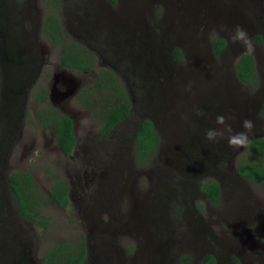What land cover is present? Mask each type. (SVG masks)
<instances>
[{
  "label": "rangeland",
  "instance_id": "obj_1",
  "mask_svg": "<svg viewBox=\"0 0 264 264\" xmlns=\"http://www.w3.org/2000/svg\"><path fill=\"white\" fill-rule=\"evenodd\" d=\"M44 3L41 16L50 11ZM94 3L104 12H95ZM55 13L66 37L95 48L90 47L96 53L91 69L63 68L75 87L89 85L98 67L108 66L122 81L131 109L101 136L76 91L62 107L73 114L76 135L64 155L49 139L50 127L35 117L52 103H34L35 85L16 102L20 113L8 124L15 134L4 159L14 171H29L46 219L45 228L24 223L26 256L38 260L52 243L83 238L85 264H183V256L198 264L206 253L216 264H264V181L236 173L244 149L204 138L218 114L233 117L234 131L250 119L252 135H264V117L257 113L264 93V0H59ZM219 25H240L253 38L256 86L236 78L233 63L244 49L228 43ZM40 29L46 48L30 76L47 88L60 66L59 48L49 47ZM219 37L225 43L215 51L212 39ZM22 57L13 65V78L22 74ZM197 108L205 116L197 117ZM144 117L155 124L159 141L138 164L133 133ZM57 177L67 180L66 205L48 199ZM204 179L218 181L216 201L200 189ZM7 220L14 225L21 218L10 209Z\"/></svg>",
  "mask_w": 264,
  "mask_h": 264
},
{
  "label": "trees",
  "instance_id": "obj_2",
  "mask_svg": "<svg viewBox=\"0 0 264 264\" xmlns=\"http://www.w3.org/2000/svg\"><path fill=\"white\" fill-rule=\"evenodd\" d=\"M114 2L115 0H110ZM50 11L46 12L41 20V31L48 41L59 48V64L69 70L85 71L91 69L96 62V53L86 45L66 37L62 24L55 13L59 0H44ZM259 35L256 36L259 39ZM214 50L218 51L225 43L223 38L212 39ZM176 57L180 56V49L174 48ZM236 78L248 86L257 85L258 78L252 55L244 52L233 63ZM46 101V93L37 97ZM78 103L91 112L97 123V131L104 136L111 128L123 120L130 111L131 102L127 91L113 69L100 66L95 71L92 82L82 85L76 92ZM258 115L264 117V96L258 108ZM43 124L55 125V141L64 155H68L75 140L72 121L64 113L53 107L45 106L37 112ZM251 144L245 148V154L238 157L235 164L236 172L251 181H264V135L250 136ZM158 142V134L149 118H141L135 128L133 136V153L136 163L143 164L153 154ZM10 188L16 205L21 214L31 222L45 228L46 219L39 211L35 196V183L27 172H13L8 177ZM199 187L211 201H216L219 195V183L215 179H206L199 182ZM67 180L57 177L50 186L48 199L57 205H66ZM85 256V241L81 238L77 242L62 241L49 245L42 257L41 264H81ZM188 257L183 256V264ZM198 264H214V256L206 253Z\"/></svg>",
  "mask_w": 264,
  "mask_h": 264
},
{
  "label": "flooded vegetation",
  "instance_id": "obj_3",
  "mask_svg": "<svg viewBox=\"0 0 264 264\" xmlns=\"http://www.w3.org/2000/svg\"><path fill=\"white\" fill-rule=\"evenodd\" d=\"M39 1L44 3V0ZM40 2H38V0H0V264H41L43 257V255H41L37 260L34 254L32 258L26 256L27 251L23 240L26 238L25 232L27 234V230L25 231L22 227H24V223H27V225L28 223L32 225L37 224L31 222L28 218L21 214L19 207L15 203L13 192L8 182V177L13 172L29 173V171L12 170L11 164L5 162L4 159V153L7 149L8 142H11L14 139L15 134H13L12 129L8 128V124H14V117H18L20 113L17 112V107H15L17 104L16 102L21 99L25 100L26 96L29 95L26 90L28 91V88L35 85L37 92L32 91V95H30L33 96L34 103H41L44 106L45 101L37 97L45 92L47 98L46 102L50 101L52 103L50 107H53L59 112L69 116L74 130L73 114L62 107H64L63 105H66V101H69V98L73 96L79 88V86L75 87L76 82L69 79L66 74L58 75V73H65V70L61 66H58V68L55 67V69L58 70H54V72H52V79L47 88L43 83L40 84L39 79H31L32 74L36 71L37 61L40 59V49L45 51L46 48L45 44L41 41V38L38 37V28L41 27V20L44 16V13L42 16L40 15L42 10ZM109 2L111 1L109 0ZM92 7L96 8L95 12H104L96 3H94ZM35 20H37V26L34 23ZM49 47L54 46L49 42ZM90 47L95 49L92 46ZM19 53L23 54L20 61L23 65V68L21 69L22 74L19 78H13L12 69L13 65H16L19 62ZM263 96L264 93L260 102L262 101ZM69 103H71V100ZM259 106L260 105H258V108ZM64 108H66V106ZM38 111H40V109L37 110V112ZM37 112L35 114L37 122L40 126L50 127L51 130L49 139L55 141V125L51 123L43 124L39 120ZM154 125L155 124H153V126ZM115 126L116 124L111 128V130ZM12 127L14 128V125H12ZM176 136L173 135L172 138L174 139ZM16 138L19 137L16 136ZM55 144L58 147L56 141ZM75 144L76 135L73 146ZM205 180L206 179L202 180V182ZM67 196H69V189L67 190ZM10 209L21 218L17 224L10 225L8 223L10 222L7 220ZM15 238L19 240V243L15 242ZM87 255V250L85 249V256L81 264L88 263L86 262V260H88ZM90 259L91 262H93V258L91 257ZM216 263L217 259L214 257V264Z\"/></svg>",
  "mask_w": 264,
  "mask_h": 264
},
{
  "label": "clouds",
  "instance_id": "obj_4",
  "mask_svg": "<svg viewBox=\"0 0 264 264\" xmlns=\"http://www.w3.org/2000/svg\"><path fill=\"white\" fill-rule=\"evenodd\" d=\"M219 32L227 33V41L230 44L240 45L244 49L245 55H254L256 45L253 38L249 35L248 31L236 25L234 28L229 29L225 25L218 26ZM197 117L205 116L202 109L195 110ZM233 119L230 115L218 114L215 117V127L205 130L204 138L209 142H220L226 140L227 144L234 151L247 148L251 144L250 136L255 128L254 122L250 119H244L241 122V131H234L230 121Z\"/></svg>",
  "mask_w": 264,
  "mask_h": 264
},
{
  "label": "water",
  "instance_id": "obj_5",
  "mask_svg": "<svg viewBox=\"0 0 264 264\" xmlns=\"http://www.w3.org/2000/svg\"><path fill=\"white\" fill-rule=\"evenodd\" d=\"M60 74H61V75H65V74L68 75L66 72H65V73H58V75H60ZM68 78H69V77H68ZM69 79H70V78H69ZM260 103H261V102H260ZM259 105H260V104H259Z\"/></svg>",
  "mask_w": 264,
  "mask_h": 264
}]
</instances>
